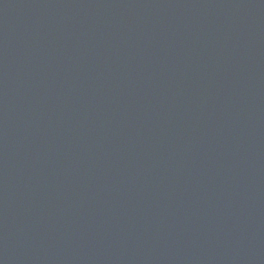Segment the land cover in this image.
Segmentation results:
<instances>
[{"label":"water","instance_id":"1","mask_svg":"<svg viewBox=\"0 0 264 264\" xmlns=\"http://www.w3.org/2000/svg\"><path fill=\"white\" fill-rule=\"evenodd\" d=\"M0 264H264V0H0Z\"/></svg>","mask_w":264,"mask_h":264}]
</instances>
